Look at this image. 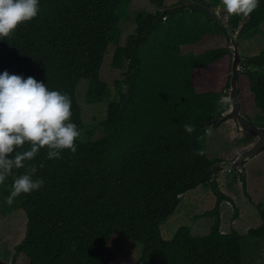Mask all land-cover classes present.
<instances>
[{"label": "trees", "instance_id": "obj_1", "mask_svg": "<svg viewBox=\"0 0 264 264\" xmlns=\"http://www.w3.org/2000/svg\"><path fill=\"white\" fill-rule=\"evenodd\" d=\"M132 1L40 0L38 16L0 40L14 64L12 74L31 76L70 97L72 122L81 132L79 84L88 82L89 103L109 99L100 71L110 45L116 46L112 66L124 70L115 81L118 99L109 102L97 128L79 137L75 154L65 150L60 158L47 159L42 149L26 162L37 168L34 179L44 181L39 190L22 194L11 206L5 202L14 176L25 168L14 169L0 185V215L22 210L27 217L16 254L28 264H112L124 237L141 244L133 264H248L247 241H264V209L259 204L263 222L246 235L235 228L221 230V204L235 207V219L239 208L211 181L214 164L222 159L208 153L205 135L206 128L224 122L220 117L229 107L219 101L229 84L231 55L224 46L186 52L209 40L228 41L227 31L205 7L186 0L164 12H138L135 33L121 45L120 23ZM150 1L165 5V0ZM195 1L222 9L220 0ZM232 17L241 36L263 33L264 0L250 17ZM248 64L254 110L245 114L264 126V51ZM185 124L194 125L195 132L187 133ZM200 150L204 155H197ZM241 180L246 188V177ZM201 184H209L216 196L214 208L201 215L214 219L210 232L194 235L191 226L182 225L166 239L162 223L175 213L182 195Z\"/></svg>", "mask_w": 264, "mask_h": 264}, {"label": "rangeland", "instance_id": "obj_2", "mask_svg": "<svg viewBox=\"0 0 264 264\" xmlns=\"http://www.w3.org/2000/svg\"><path fill=\"white\" fill-rule=\"evenodd\" d=\"M179 1L182 0H165V5L172 6ZM205 1L208 2L210 0ZM218 8L221 9V7ZM158 9L159 7L151 3L150 0H133L127 11L128 16L124 17L120 23L122 29L120 44L126 45L128 37L135 33V18L138 12H155ZM261 28L263 33H259L252 38H248L245 35L240 37V47L243 56L247 59L264 51V23ZM217 46L229 47L230 41L225 38L209 40L204 42V44L186 49V52L199 53ZM115 48V45H110L100 71L101 79L109 85L111 92L109 99L91 104L86 98L88 82L82 81L78 86V96L82 104L83 122L85 124V129L82 130L80 136L83 139L86 137V130L97 128L106 118L109 102L118 99L115 81L123 78L124 70L114 68L111 64ZM241 67L242 69H247L251 66L246 63L242 64ZM4 71L12 74L14 64L10 61L9 55L3 49H0V74ZM245 73H242L240 77L239 97L244 113L254 110L252 108V97L248 96L249 78L246 75L247 73ZM210 128L212 134L208 138V153L211 154L212 158H219L222 161L236 158L242 150L251 146L256 140L254 136L241 132L234 119L225 120L221 125L217 127L211 126ZM245 173L246 188L243 187L242 173L240 171L220 169L217 172L216 182L219 184L220 189L230 195L239 208V217L235 219V207L227 201L221 204V230L223 232H230L235 228L241 234L246 235L250 228H257L263 222L259 204H262V209H264V150L245 163ZM247 193L251 195L253 201L250 200ZM215 205L216 196L209 184H201L191 189L182 195L181 202L175 213L162 223L163 236L166 239L173 238L178 228L182 225L191 226L194 235L208 234L214 219L201 217V215L214 208ZM26 230L27 217L24 211L18 210L8 215H0V258L2 260L10 264H28L26 257L16 254V246L24 239ZM141 250L140 243L122 237L116 245L112 264H133L140 257ZM247 251L248 260L252 258L248 264H264V241L257 244L254 239H249L247 241ZM245 255L246 245L244 258Z\"/></svg>", "mask_w": 264, "mask_h": 264}, {"label": "clouds", "instance_id": "obj_3", "mask_svg": "<svg viewBox=\"0 0 264 264\" xmlns=\"http://www.w3.org/2000/svg\"><path fill=\"white\" fill-rule=\"evenodd\" d=\"M260 0H220L222 11L229 17L248 18L259 7ZM40 12V0H0V40L11 38L22 24L31 22ZM221 97L219 103H225ZM70 97L56 90H49L44 82L29 76L0 74V185L13 176L14 169L25 168L23 174L14 176L6 203L39 190L44 181L34 179L37 168L32 163L42 149L47 159H58L69 150L75 154L76 141L81 131L72 122ZM187 133L195 126L185 124ZM212 134L211 128L205 135ZM201 139L203 137H200ZM27 146V147H26ZM197 155H204L202 150Z\"/></svg>", "mask_w": 264, "mask_h": 264}, {"label": "water", "instance_id": "obj_4", "mask_svg": "<svg viewBox=\"0 0 264 264\" xmlns=\"http://www.w3.org/2000/svg\"><path fill=\"white\" fill-rule=\"evenodd\" d=\"M186 0H182L172 6L162 5L159 9L164 12L167 9H174L185 4ZM193 3H199L205 7L212 18L216 20L227 31V35L230 41L228 50L231 55V69L229 84L224 89L226 95L223 97L228 102L229 107L222 113L220 121L228 119H234L237 123L238 129L246 134H250L256 138L255 142L248 148L242 150L236 158L229 161H220L214 164L216 171L212 174L211 181L216 182L217 171L220 169L238 170L245 174V163L255 155L264 150V126H259L251 121V119L243 112L240 102V77L242 73L247 70L242 69L241 65L249 63V59L243 56V52L240 47L241 29L235 28L232 25L233 17H229L226 13L216 6L209 5L206 2H197L192 0ZM0 264H10L0 258ZM14 264V263H11Z\"/></svg>", "mask_w": 264, "mask_h": 264}]
</instances>
